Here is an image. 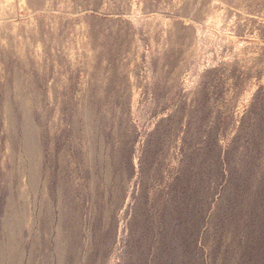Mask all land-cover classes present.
Masks as SVG:
<instances>
[{
	"label": "rangeland",
	"instance_id": "rangeland-1",
	"mask_svg": "<svg viewBox=\"0 0 264 264\" xmlns=\"http://www.w3.org/2000/svg\"><path fill=\"white\" fill-rule=\"evenodd\" d=\"M0 264H264V0H0Z\"/></svg>",
	"mask_w": 264,
	"mask_h": 264
}]
</instances>
